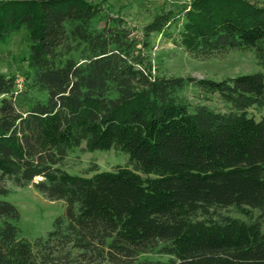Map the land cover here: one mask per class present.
I'll list each match as a JSON object with an SVG mask.
<instances>
[{"label":"trees","instance_id":"trees-1","mask_svg":"<svg viewBox=\"0 0 264 264\" xmlns=\"http://www.w3.org/2000/svg\"><path fill=\"white\" fill-rule=\"evenodd\" d=\"M217 1L192 3L183 46L197 60L251 51L264 67V1ZM174 16L136 36L95 0H0V43L29 34L22 90L34 94L22 111L17 75L0 72V264H264V214L253 216L264 211V116L251 113L264 109V74L153 77L142 51ZM190 85L231 110L190 108ZM83 143L128 165L71 174L63 164ZM7 182L65 202L46 238L20 237Z\"/></svg>","mask_w":264,"mask_h":264},{"label":"rangeland","instance_id":"rangeland-1","mask_svg":"<svg viewBox=\"0 0 264 264\" xmlns=\"http://www.w3.org/2000/svg\"><path fill=\"white\" fill-rule=\"evenodd\" d=\"M195 0H95L104 9L105 14L120 16L125 19L129 26L135 29V35L141 36L142 29L153 19L163 13L172 12L174 20L162 34H154L150 39V46L143 49L144 62L152 66L153 77L174 78L192 77L195 79H210L222 81L227 78H234L247 74L262 72L264 67L259 65L254 52L232 51L224 57L212 58L209 60L194 59L183 46L181 33L184 30L185 15L192 10V3ZM217 1V0H215ZM227 1L228 0H222ZM251 3L262 4L264 0H248ZM218 2V1H217ZM226 3V2H225ZM103 26V25H101ZM142 49V45H139ZM29 52V34L23 29L15 33L7 44L0 43V72L17 75L18 88L16 102L18 107L25 111L32 103L34 94H25L22 90V79L27 71ZM39 99L46 100L48 93L43 92L37 95ZM181 98L190 106H206L218 112L230 111L219 95H206L195 85L187 86L181 94ZM257 119L264 116V109L261 111L251 110ZM128 155L111 149L107 151H90L87 144L83 143L79 149H75L66 159L63 167L66 171L75 175H84L93 165L100 171H111L117 166L128 165ZM7 188L11 190L3 200L14 204L21 213V238L34 241L38 238H46L53 229L56 218L62 216L66 211L64 201H51L39 193L33 185L25 188H18L13 183L7 182ZM237 218L244 217L236 213L235 209L222 210ZM264 214V211H254L253 216ZM246 219V217H245ZM142 259L161 260L158 255L147 254ZM164 258L162 260H165Z\"/></svg>","mask_w":264,"mask_h":264},{"label":"built area","instance_id":"built-area-1","mask_svg":"<svg viewBox=\"0 0 264 264\" xmlns=\"http://www.w3.org/2000/svg\"><path fill=\"white\" fill-rule=\"evenodd\" d=\"M19 84V83H18ZM21 84H23V79H22V83Z\"/></svg>","mask_w":264,"mask_h":264}]
</instances>
